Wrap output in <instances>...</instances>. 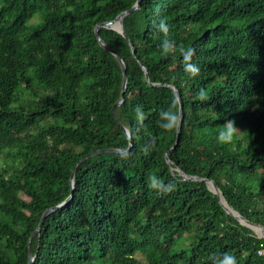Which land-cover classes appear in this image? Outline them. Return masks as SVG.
Masks as SVG:
<instances>
[{
	"label": "trees",
	"instance_id": "1",
	"mask_svg": "<svg viewBox=\"0 0 264 264\" xmlns=\"http://www.w3.org/2000/svg\"><path fill=\"white\" fill-rule=\"evenodd\" d=\"M136 1L0 0V264H28L29 240L32 264H217L225 254L264 264L260 232L228 215L209 182L177 171L214 181L230 209L264 227V0H141L124 36L99 28L127 77L112 113L122 71L94 29ZM169 86L183 115L175 147L177 128L159 126L173 102L179 113ZM229 120L240 131L222 143ZM118 121L131 147L85 159L70 199L80 159L128 149Z\"/></svg>",
	"mask_w": 264,
	"mask_h": 264
},
{
	"label": "water",
	"instance_id": "2",
	"mask_svg": "<svg viewBox=\"0 0 264 264\" xmlns=\"http://www.w3.org/2000/svg\"><path fill=\"white\" fill-rule=\"evenodd\" d=\"M140 1L141 0H137L136 3L128 10L120 13L114 20L112 21H109V22H105V23H102V24H99L95 27L94 29V34H95V37L99 43V45L105 49L106 51H108L111 55H113L116 60L118 61L119 65H120V68H121V71H122V85H121V91H120V96H119V100L114 104L113 106V109H112V113H114V110L116 108H118L119 106H121V104L124 102V93H125V89H126V83H127V77H126V72H125V66H124V63L122 61V59L100 38L99 36V28H102V27H107V28H112L114 30H116L119 34H121L122 36H124V32H123V18L130 14L131 12L133 11H136L139 9L140 7ZM131 49H132V53L133 55L135 54L134 52V49L132 47V45L129 43ZM143 71L145 72V75L147 77V70L145 67H143ZM155 86H159V84H155ZM173 92L175 93L176 95V98L178 100V103H179V115H180V124L179 126L177 127V130H176V141H175V145L174 147L177 145L178 143V137H179V133H180V126H181V123H182V119H183V115H182V105H181V98H180V95L179 93L175 90L174 87L172 86H169ZM115 119H117L115 117ZM119 125L121 126V128L123 129L127 139L129 140L130 142V135L128 133V131L120 124V122L118 121ZM131 147V142L129 143V147L128 149L126 150H114V149H103V150H97V151H94V152H91L87 155H85L82 159H80L75 168L73 169L72 171V176L70 178V181H69V184H70V188H71V192H70V199L72 198V191H73V175L75 174L76 170L79 168V166L84 162L85 159L91 157V156H94L96 154H99V153H108V152H125V151H128L129 148ZM172 147L171 150L174 148ZM166 162L169 163L170 160L167 158L166 156ZM179 172V174L186 180H196V181H205V182H209L211 184V186L213 187V190H214V193L215 195L218 197L219 199V203L220 205L223 207V209L225 210V212L230 215L231 217H233L235 220H237L238 222H240L242 225H245L251 229H254V230H257L260 232L261 236L264 238V227L260 226V225H256L254 223H251L249 221H247L246 219H244L242 216H240L239 214H237L236 212H234L232 209H230L227 204L225 202H223L221 199H220V194H219V190L215 184L214 181L212 180H208V179H202V178H198V177H189V176H186L183 172H181L180 170H177ZM68 202H63L55 207H51V208H48L47 210L44 211V213L42 214L40 220H39V223L37 225V228L35 229V231L33 232L32 236L34 234H39L40 233V230H41V226H42V223L44 221V218L49 214L51 213L52 211L56 210V209H59V208H62L63 206H65ZM30 240L28 242V264H32L33 263V260L34 258L31 256L30 254Z\"/></svg>",
	"mask_w": 264,
	"mask_h": 264
},
{
	"label": "clouds",
	"instance_id": "3",
	"mask_svg": "<svg viewBox=\"0 0 264 264\" xmlns=\"http://www.w3.org/2000/svg\"><path fill=\"white\" fill-rule=\"evenodd\" d=\"M159 29L161 31L167 32V27L163 20L160 21ZM167 48V45H165ZM181 54L184 56V70L189 75H196L199 72V68L197 65L191 62L192 56L195 54V50L191 47L182 48ZM200 99L206 98V93L204 90L200 91L199 94ZM175 102L173 105L169 107L167 111L161 112L162 121L159 122V126L165 131H171L177 128L180 124V115L178 112L174 111ZM137 114V118L140 122H143L145 116L142 112L140 106H137L135 109ZM240 130L236 127L235 121L229 120L226 121V124L222 127L219 132L218 140L222 143H231L233 138ZM148 184L151 189L159 190L160 184L158 182V178L155 174H149ZM217 264H237L236 257L234 255L225 254L221 259L218 260Z\"/></svg>",
	"mask_w": 264,
	"mask_h": 264
},
{
	"label": "bare ground",
	"instance_id": "4",
	"mask_svg": "<svg viewBox=\"0 0 264 264\" xmlns=\"http://www.w3.org/2000/svg\"><path fill=\"white\" fill-rule=\"evenodd\" d=\"M223 201V200H222ZM224 202V201H223Z\"/></svg>",
	"mask_w": 264,
	"mask_h": 264
},
{
	"label": "rangeland",
	"instance_id": "5",
	"mask_svg": "<svg viewBox=\"0 0 264 264\" xmlns=\"http://www.w3.org/2000/svg\"><path fill=\"white\" fill-rule=\"evenodd\" d=\"M35 19H37V18H35Z\"/></svg>",
	"mask_w": 264,
	"mask_h": 264
}]
</instances>
